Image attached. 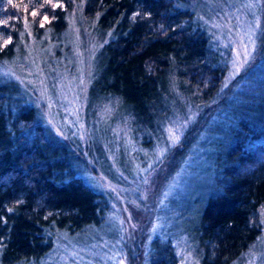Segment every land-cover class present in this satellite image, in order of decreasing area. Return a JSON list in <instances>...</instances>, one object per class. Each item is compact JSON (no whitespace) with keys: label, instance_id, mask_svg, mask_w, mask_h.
<instances>
[{"label":"trees","instance_id":"1","mask_svg":"<svg viewBox=\"0 0 264 264\" xmlns=\"http://www.w3.org/2000/svg\"><path fill=\"white\" fill-rule=\"evenodd\" d=\"M184 4L0 0V65L19 51L28 33L60 41L79 6L97 47L87 109L113 106L121 115L104 125H128L145 149L165 140L176 117L189 114L181 147L165 153V172L178 167L202 134L209 192L179 204L188 214L198 206L188 219L198 264H233L260 236L264 217V2L254 59L226 86L227 58ZM103 153L94 147L96 157ZM82 168L74 146L38 108L17 88L0 84V264L39 260L56 230L75 233L101 224L104 196L81 180ZM179 211L177 227L184 233ZM145 260L177 264L173 246L157 238L148 244Z\"/></svg>","mask_w":264,"mask_h":264},{"label":"rangeland","instance_id":"2","mask_svg":"<svg viewBox=\"0 0 264 264\" xmlns=\"http://www.w3.org/2000/svg\"><path fill=\"white\" fill-rule=\"evenodd\" d=\"M263 2L185 0L183 7L194 13L213 47L227 58L223 86L254 59ZM96 48L91 26L77 6L60 41L35 39L28 33L19 51L0 65V84L17 88L53 130L74 146L83 161L79 177L105 199L100 225L75 233L56 230L52 247L42 258L17 264H146V248L155 238L173 246L177 264H198L188 224L198 206L188 214L179 203L209 192V175L200 156L202 134L167 174L165 153L181 147L183 131L191 123L189 114L176 117L177 122L165 129V140L148 149L131 137L120 119L121 125H104L121 114L108 104L92 112L87 109ZM94 147L103 150L102 157L95 156ZM178 209L184 233L177 227ZM233 264H264V217L260 236Z\"/></svg>","mask_w":264,"mask_h":264}]
</instances>
